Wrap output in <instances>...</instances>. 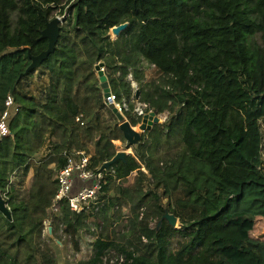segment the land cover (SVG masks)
Wrapping results in <instances>:
<instances>
[{"label": "trees", "instance_id": "16d2710c", "mask_svg": "<svg viewBox=\"0 0 264 264\" xmlns=\"http://www.w3.org/2000/svg\"><path fill=\"white\" fill-rule=\"evenodd\" d=\"M66 11L72 15L74 32L95 38L105 50L133 32L129 53L180 91L181 105L168 124L169 135L177 128L186 164L207 165L226 192L222 203L213 199L209 209H194L196 218L182 223L180 229L162 228L156 252L149 256H133L128 246L118 243L123 240L117 236L121 225L113 228L118 215L104 214L92 255L76 264H104L102 258L109 250L124 254V264H264L260 233L264 221V0H0V54L24 50L39 58L48 51L43 37L47 25ZM124 24L127 28L111 43L109 31ZM52 55L29 73L22 99L32 105V114L43 111L66 129L75 125L81 113L70 86L59 98V61ZM111 70L107 68L108 77ZM138 92L142 102L153 101L144 88ZM166 102L163 96L161 109ZM97 116L99 128L101 115ZM40 118L44 122L43 115ZM96 132L89 127L84 136L75 133L82 149L97 138ZM112 148L106 138L99 139L94 165L111 161L116 155ZM54 160L58 169L66 164L62 156ZM139 168L133 156L116 161L103 190L108 191L114 178L123 180ZM167 176L173 178L168 171ZM178 176L183 179L184 198L198 194L181 171ZM5 192L12 195L14 189L11 186ZM4 220L13 230L11 218ZM43 257L45 264H52ZM0 264H20L3 246L1 232Z\"/></svg>", "mask_w": 264, "mask_h": 264}, {"label": "rangeland", "instance_id": "374dc122", "mask_svg": "<svg viewBox=\"0 0 264 264\" xmlns=\"http://www.w3.org/2000/svg\"><path fill=\"white\" fill-rule=\"evenodd\" d=\"M71 17V13L66 11L54 18L59 22L51 54H54L53 59L59 61V66L56 67V72L61 74V78L56 77L59 98L66 95L65 91L70 86L71 95L76 97L82 113L80 115L84 116L82 121L85 126L75 124L63 129L56 124L55 119L45 115L43 111L37 110V113L32 114L35 111L32 110V105L23 101L22 87L30 81L29 73L40 69L47 63L45 61L47 59L32 58L24 50L0 54V97L11 95L16 106H19V112H12L9 117L13 138L5 139L0 144V178L3 179L0 191L14 222L13 230L9 229L3 215L0 214V232L3 246L20 264H45L43 255L51 259L52 264H76L75 260L69 258L72 250H83L87 254L93 248L95 225L101 223L103 219L100 215L79 218L78 223L73 224L74 219L59 210L52 216L55 225L51 233L45 227V223L50 218V207L57 190L56 179L59 169L54 159L64 153L70 155L85 150L91 157L92 168L100 167L102 163L109 161L94 165L93 159L99 158L97 150L99 139L106 138L116 155L124 152L127 156H133L140 166L119 182L114 178L109 185V191L111 190L114 205L119 207V211H123L115 219V223L121 225L122 231L129 229L128 235L132 237L137 230L140 234L154 233V241L149 251H153L157 239L160 240L158 234L160 228L168 227L166 215L175 216L176 226L174 224L169 227L178 230L182 223H188L196 218L197 212L194 209H209L210 200L217 199L222 203L226 195L225 190L217 185V180L210 174L207 165L191 167L186 164L185 149L176 133L177 128L169 135L168 124L178 113L177 109L172 115L174 108L178 107L176 100L175 104L172 102L170 91L177 95V99L180 91L167 77H158L153 67L129 53L128 42H131L133 32L127 38L119 40L118 46L113 45L105 50L95 38L76 34ZM125 29L123 27L118 35L110 30L108 33L110 42L114 43ZM99 49L104 52L100 53ZM96 67L106 78L109 102L112 103V96H115L116 102H124L129 108L128 112H122V117L135 133L133 142L118 133L117 129L122 123L112 113L104 99L102 82ZM108 67L112 69L111 77L107 74ZM142 88L150 94L153 101L147 102L153 107L150 106L151 112L143 110V116L135 121L134 118L137 116L135 109L138 108L140 111L139 103H143L137 93ZM127 91L129 93L126 95ZM163 96L167 97V102L165 108L161 109L159 103ZM171 103L174 105L173 109L168 107ZM150 113H154L158 119L165 113H171V118L169 117L170 121L165 126H161L159 121L154 123L153 119L147 117L145 125L149 126V129L140 130L144 117ZM40 115H43L44 122L41 121ZM97 115H101L99 128L95 124ZM45 123L52 126L46 128ZM89 127H95L97 138L86 149H82V140L76 138L75 133L84 136ZM43 129H47L44 134ZM112 131L113 133H110ZM57 148L60 150L58 154ZM127 150L130 154L126 153ZM135 151L138 154L135 155ZM167 171L173 176L171 180L167 176ZM180 171L194 183L198 194L188 199L184 198L180 190V184L183 182L182 177L178 176ZM176 179L179 183H176ZM11 186L14 189L12 195L4 194L5 191H10ZM174 186L178 187L176 194L172 193ZM151 189L154 191L151 192ZM144 196H148L149 201L139 203V197ZM175 196H178V202L175 201ZM134 201L138 208L145 209V218L149 220L145 231L137 227L134 232L136 219L128 215L130 206L125 208ZM133 212L135 213V210ZM260 233L264 235V221Z\"/></svg>", "mask_w": 264, "mask_h": 264}, {"label": "built area", "instance_id": "2783aa9c", "mask_svg": "<svg viewBox=\"0 0 264 264\" xmlns=\"http://www.w3.org/2000/svg\"><path fill=\"white\" fill-rule=\"evenodd\" d=\"M169 89V88H168ZM180 94V92H179ZM172 102L179 108L181 104H179L178 99L176 98L177 95L175 93H171ZM112 104L114 105L115 109L118 113L122 115V112H128L129 108L124 102H116L117 98L112 96ZM142 102V101H141ZM173 103L169 104V108H174ZM140 111L138 108L135 109L137 116L134 118L137 121L139 118L143 116V110L150 111L152 104L148 102L139 103ZM153 107V106H152ZM178 108H174V112L177 111ZM12 112L18 113L19 106H16L15 100L11 95H4L0 97V144L5 139L13 138L12 131L9 125V117ZM82 114V113H81ZM167 114V115H166ZM170 114L165 113L163 114L162 118H157L161 126H165L168 121H170ZM170 117V118H169ZM84 118L83 115H78L74 119V123L78 126H85L82 119ZM66 159V164L62 168L59 169L58 176L56 179L57 182V190L54 194L52 204L50 207V218L45 223V227L51 233L52 227L55 225L53 219L54 213L63 212L64 214L67 213L72 217L73 224L78 223L79 218H90L91 216H98L100 215L103 217L104 214L106 215H118L119 217L122 212L119 211V207L114 205L113 203V196L110 195L111 190L104 191V187L107 184V178L110 174H113L110 167L104 168V164L100 167L92 168V162L90 155L85 150H79L75 154H66L60 155ZM132 172H129L131 175ZM118 180V179H117ZM120 180H118L119 182ZM154 190L151 189V192ZM0 196L3 198L1 191ZM4 199V198H3ZM5 200V199H4ZM6 201V200H5ZM149 201L148 196L139 197V203L143 204L144 202ZM113 203V204H112ZM7 204V203H6ZM130 206V213L129 216H132L135 220V230L138 229L145 231V227H148L149 220L145 218V209L143 207L138 208L136 201L133 203H129L125 208ZM135 210V213L133 212ZM167 211V210H166ZM167 213H169L167 211ZM57 214V213H56ZM170 214V213H169ZM127 216V218H129ZM116 217V218H117ZM175 217V216H174ZM76 219V220H75ZM102 219V218H101ZM176 219V218H175ZM166 221V220H165ZM151 224V223H150ZM104 225V221L102 219L101 223L95 225L94 228V237L95 240L98 239L99 233L102 230ZM119 223H115L113 228L119 226ZM168 228L169 227V224ZM158 227V226H157ZM163 226L160 228L158 232L159 237L161 238V230ZM129 229L120 231L117 233V236H123L121 244L128 246L130 253L133 256L136 255H152L156 252V247L160 243V240L157 239L154 250L149 251L151 245L154 241V233L152 234H140L139 230L135 233V236L132 237L128 235ZM138 233V237H137ZM137 237V238H136ZM157 237V236H156ZM93 248L89 253H85L83 250H72L71 255L69 258H72L77 262L82 260H87L92 255ZM104 264H124L126 261V257L124 254L118 253L116 250H109L102 258Z\"/></svg>", "mask_w": 264, "mask_h": 264}, {"label": "water", "instance_id": "95a60500", "mask_svg": "<svg viewBox=\"0 0 264 264\" xmlns=\"http://www.w3.org/2000/svg\"><path fill=\"white\" fill-rule=\"evenodd\" d=\"M58 19H53L48 25L46 30L43 32V37L46 38L48 40V51L46 53H44L42 56H40V60L43 59H47V57L53 52L54 50V43H55V39H56V34H57V24H58ZM127 24L121 25L119 27L113 28V32L114 34L118 35V33L122 30V28L124 27V29L127 27ZM42 57V59H41ZM96 71L98 72V76L100 77V81L102 82V91L104 94V99L109 107V109L112 111V113L116 116V118L119 121L123 120V117L120 113L117 112V110L115 109L114 105L112 103L109 102L108 98H109V89L107 87L106 84V78L105 76L102 74L101 71H99L98 67H96ZM139 94V92H137ZM147 117L151 119H153L154 123L158 122L157 117L154 116V113H150L149 115L144 117L143 120V124L139 127L140 130H145V129H149V126L146 127L145 123L147 122ZM148 124L150 125L151 122H148ZM119 130L121 131V133L123 134L124 138L128 141L133 142V136H134V132L132 131L130 125L128 124V122H124L119 126ZM127 155L124 152H119L117 155H115V157L109 161L106 162L104 164V168L110 167L113 163H115L116 161L119 160H124V158ZM0 214L3 215V217L7 220H9L11 218L10 216V212L9 209L7 207L6 201L0 196ZM165 218L168 221L169 226H173L175 224V218L172 215H166Z\"/></svg>", "mask_w": 264, "mask_h": 264}, {"label": "bare ground", "instance_id": "6f19581e", "mask_svg": "<svg viewBox=\"0 0 264 264\" xmlns=\"http://www.w3.org/2000/svg\"><path fill=\"white\" fill-rule=\"evenodd\" d=\"M124 122H126V120L123 119V120L121 121V123H124ZM119 123H120V122H119ZM134 130H135V128H134ZM126 153H127V154H130V151L127 150ZM175 226H176V223H175Z\"/></svg>", "mask_w": 264, "mask_h": 264}, {"label": "crops", "instance_id": "0c3cea01", "mask_svg": "<svg viewBox=\"0 0 264 264\" xmlns=\"http://www.w3.org/2000/svg\"><path fill=\"white\" fill-rule=\"evenodd\" d=\"M7 203V202H6Z\"/></svg>", "mask_w": 264, "mask_h": 264}]
</instances>
